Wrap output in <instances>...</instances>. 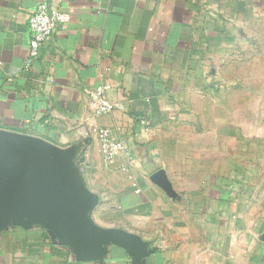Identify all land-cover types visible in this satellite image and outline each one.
<instances>
[{
  "label": "crops",
  "instance_id": "obj_1",
  "mask_svg": "<svg viewBox=\"0 0 264 264\" xmlns=\"http://www.w3.org/2000/svg\"><path fill=\"white\" fill-rule=\"evenodd\" d=\"M41 1L71 21L26 69ZM101 85L118 107L96 115ZM102 127L127 143L110 169ZM0 129L60 147L86 220L137 236L141 264H264V0H0ZM0 264L134 263L34 209L0 224Z\"/></svg>",
  "mask_w": 264,
  "mask_h": 264
},
{
  "label": "water",
  "instance_id": "obj_2",
  "mask_svg": "<svg viewBox=\"0 0 264 264\" xmlns=\"http://www.w3.org/2000/svg\"><path fill=\"white\" fill-rule=\"evenodd\" d=\"M93 203L73 164L55 143L0 129V224L11 219L21 225L34 209H40L80 255L100 256L109 240L130 249L133 263L141 264L142 245L137 236L101 229L86 220Z\"/></svg>",
  "mask_w": 264,
  "mask_h": 264
},
{
  "label": "built area",
  "instance_id": "obj_3",
  "mask_svg": "<svg viewBox=\"0 0 264 264\" xmlns=\"http://www.w3.org/2000/svg\"><path fill=\"white\" fill-rule=\"evenodd\" d=\"M71 21V15L51 4L48 1H41L36 10L28 20L30 32V45L28 59L25 68L28 69L41 55V51L53 42L58 30L64 28ZM92 104L96 115L109 113L118 107V104L111 101L106 94V86H98L93 89ZM98 140L102 156V163L105 168L110 169L116 159L127 149L126 141L109 128L102 127L98 132ZM131 157V155H129Z\"/></svg>",
  "mask_w": 264,
  "mask_h": 264
}]
</instances>
